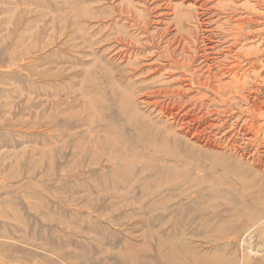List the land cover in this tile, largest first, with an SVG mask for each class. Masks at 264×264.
<instances>
[{
    "label": "rangeland",
    "instance_id": "374dc122",
    "mask_svg": "<svg viewBox=\"0 0 264 264\" xmlns=\"http://www.w3.org/2000/svg\"><path fill=\"white\" fill-rule=\"evenodd\" d=\"M244 5L0 0V264H264L226 190L264 102Z\"/></svg>",
    "mask_w": 264,
    "mask_h": 264
},
{
    "label": "bare ground",
    "instance_id": "6f19581e",
    "mask_svg": "<svg viewBox=\"0 0 264 264\" xmlns=\"http://www.w3.org/2000/svg\"><path fill=\"white\" fill-rule=\"evenodd\" d=\"M231 1L232 3H234V5H236L241 0ZM243 1H246V5H244L246 11V13L244 14V18H238L237 15L233 16L235 17L234 19L233 17L231 18V22L235 24L232 31L234 32V37L231 38H234V45L238 44V46L244 41H252L257 38L259 40L264 37V0ZM236 10H234L233 13H236ZM236 18L238 19L236 20ZM260 59H264V50H258L257 53L248 58L250 70L255 71L253 69L257 65L256 63H259L258 60L260 61ZM254 101V105L250 107V111H253L251 114L252 122L247 123V125L250 126L249 132L253 136V138L249 139V142H253L252 144H254L255 146V154L253 157H257V160L251 162L250 168H248V170L246 169V167L245 169L234 167L230 169L232 172H228V174H231L232 179L231 184L227 186L226 190L233 193V199H235L236 201L239 200L241 202V205L237 207V210H235L234 213L239 212V210L244 211V214L242 216V220L244 221L242 222V227L240 228V230L235 234L236 237L239 236V234L243 235L247 231H249L245 230L246 227H255L257 226V224H261L264 226V156H262V153H264V102H262L261 104L256 103L258 102V98H254ZM250 104H252V102ZM254 230L255 229H252L251 232H254ZM255 231L257 232V234L262 233V228H258V230L256 229Z\"/></svg>",
    "mask_w": 264,
    "mask_h": 264
}]
</instances>
